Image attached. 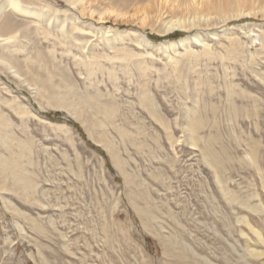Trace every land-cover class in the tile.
<instances>
[{
	"label": "rangeland",
	"instance_id": "1",
	"mask_svg": "<svg viewBox=\"0 0 264 264\" xmlns=\"http://www.w3.org/2000/svg\"><path fill=\"white\" fill-rule=\"evenodd\" d=\"M104 5L87 0L86 6ZM179 5L152 0L147 13L158 25L179 13ZM144 7L102 21L96 14L81 17L83 28L118 31L142 62V74L132 61L102 58L89 67L76 47H48L81 94H101L117 109L113 125L95 115L104 127L92 134L0 68V114L9 120L0 160L20 164L33 187L29 199L0 191V264H196L180 259L161 234L182 239L214 264H264V257L244 254L246 246L264 251V244L240 219L264 240V47L251 41L255 35L264 40V9L244 7L256 15L164 35L140 27ZM9 10L18 23L23 19ZM194 34L202 43L189 42L188 68L179 73L168 57L180 59L185 49L167 51L162 43ZM142 35L161 47L144 44ZM86 39L100 56L111 55L97 31ZM144 86L163 123L142 104ZM17 103L30 113L17 114L10 107ZM191 123L197 124L195 140L186 129ZM101 132L114 146L118 166L96 142ZM4 199L17 210H7Z\"/></svg>",
	"mask_w": 264,
	"mask_h": 264
},
{
	"label": "bare ground",
	"instance_id": "2",
	"mask_svg": "<svg viewBox=\"0 0 264 264\" xmlns=\"http://www.w3.org/2000/svg\"><path fill=\"white\" fill-rule=\"evenodd\" d=\"M96 1L99 3L105 1L106 5L99 7L90 6L88 8L86 6L87 0H0V68H3L9 74L16 77L20 80L19 82L25 83L34 94V97L44 100L48 106L51 105L57 109H64L72 117L79 120L89 129H87L89 134H92L91 131L95 132L99 128L104 127L102 121L97 119L95 115L101 116L103 119L107 120L109 124L113 125L114 114L117 109L114 110V106L111 103L102 101L100 98L102 97L101 94L100 96L96 93L81 94L71 81L72 77L70 78L69 73L60 66L52 52L48 51V47H60L67 50L76 47L83 52L84 59H80L84 60V63L89 67L90 65L93 67L95 64L99 63L102 58L110 61H132L140 74L144 72V66L141 61L137 60V54L124 45V38L121 37L120 33H117L118 31L114 32V35H111L110 33H112V31L108 28L100 27L99 29L93 30L83 28L81 17H85L87 14H96L99 21L106 19L110 14L115 15V17H122L132 6L145 4L143 11H141L144 18L140 23V27L144 29L149 26L152 31L165 35L176 30H188L194 27L199 28V26L206 27L212 22L226 23V21L230 19L254 17V15H256V13H252L248 9H243L244 7L253 8V10L264 9V1L228 0L224 2V6L221 4L216 6H205V4L203 5V0H201V3H197L195 0H180L179 7H181V11L179 13L174 12L172 15L170 14L168 18L163 19L156 25V22L153 21L155 17L152 16L150 19L149 13H147L151 11L150 2L152 0H90L91 3ZM186 4H188V6H186ZM199 5H201L200 9H198ZM9 7L21 13L23 19L19 23L14 16L15 14L9 10ZM135 10L139 11L138 8ZM122 12H124V14ZM212 15H216L217 18L214 20L211 19ZM239 28L244 30L242 27ZM248 28L249 32L252 33L253 30L250 25ZM96 31L100 39H102L101 42L103 47L113 52H111V55L102 54V56H100L96 53L95 48L89 45L91 41L88 42L86 35L88 36ZM223 34L227 35L228 33L223 31ZM213 35L215 36L216 34ZM40 36L43 37V41H41L42 38H40ZM198 36L199 35L194 34L180 39L177 42L162 43L163 46L161 49L170 48L173 52H176L178 45L185 49L180 59H174L171 56L168 57L171 62L173 61L172 64L177 69V72L180 73L184 71L186 67L188 68L187 58L192 54V51L188 49L189 42L191 40L198 43L201 42ZM141 38L144 44L150 45L152 48L161 47V44L149 43L147 38L143 35ZM251 41L252 43L258 41L261 45L260 47H264V40H260L259 35H255V38H251ZM230 42L231 47H236L237 42L235 38L231 39ZM95 43L97 44V42ZM44 44L45 46H43ZM19 54L22 56L20 57ZM174 67L173 69L175 70ZM148 93L147 87L144 86L140 96L142 104L151 110V114L154 118L163 123L156 114L155 104ZM10 107H12L17 114L30 113L28 108L18 103L16 106ZM11 111L13 110L11 109ZM8 122L9 120L0 114V140L3 144H5L4 139L7 138L5 126ZM196 125L195 123H191L189 126H186L187 130L189 128V137L192 140L196 138L193 132ZM95 140L103 144L118 166L116 161L117 154L116 151H114L115 148L112 143L105 138L102 132L96 135ZM19 156H21V154H19ZM218 164V162H215L212 165L214 167ZM0 167V191H11L17 193L22 199H29L33 187L22 176L23 172L21 165L15 160L9 161L7 159L3 161L0 160ZM127 177L128 176H126L125 179ZM4 203L7 210L11 212L17 210L7 199H4ZM138 211L148 216L149 219H153L148 211L146 212L142 209ZM240 219L242 222H245L250 231L257 235L259 241L264 244V240L259 231L251 225L247 219ZM22 228L23 227H21L20 230H22ZM165 235L161 234L163 243H168L170 250L172 248L175 249L180 259L190 258L196 264H214L204 257L205 255L201 256L197 254L193 248L182 239H177L173 235ZM245 252L256 259L264 257V251H260L257 248L246 246L244 254L247 255ZM240 258L246 260L247 256L245 257L243 255ZM245 264L251 263L246 261Z\"/></svg>",
	"mask_w": 264,
	"mask_h": 264
}]
</instances>
